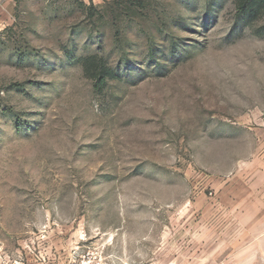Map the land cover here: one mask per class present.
<instances>
[{"label": "rangeland", "instance_id": "1", "mask_svg": "<svg viewBox=\"0 0 264 264\" xmlns=\"http://www.w3.org/2000/svg\"><path fill=\"white\" fill-rule=\"evenodd\" d=\"M144 1L141 18L123 13L135 0H109L89 20L83 0H13L0 264L92 250L106 264H211L202 236L224 223L223 183L264 164V0L254 16L246 0ZM90 55L118 76L100 92L75 61Z\"/></svg>", "mask_w": 264, "mask_h": 264}, {"label": "crops", "instance_id": "2", "mask_svg": "<svg viewBox=\"0 0 264 264\" xmlns=\"http://www.w3.org/2000/svg\"><path fill=\"white\" fill-rule=\"evenodd\" d=\"M83 1L98 7L109 0ZM12 3L0 0V26L9 22ZM256 166L253 164L250 170L255 176L241 183L235 178L223 183L219 210L224 223L208 231L216 233V240L202 236L200 260H211V264H264V164L262 168Z\"/></svg>", "mask_w": 264, "mask_h": 264}, {"label": "trees", "instance_id": "3", "mask_svg": "<svg viewBox=\"0 0 264 264\" xmlns=\"http://www.w3.org/2000/svg\"><path fill=\"white\" fill-rule=\"evenodd\" d=\"M129 2L131 0H128ZM144 0H135V6L133 7H127L125 8V15L128 17H140L142 16V12L145 9ZM107 3V2H105ZM133 4V3H132ZM263 0H246L245 2H240V10L245 13V15L254 16L262 7ZM87 13V18L89 20H94L95 16H98V18L103 19L104 15L102 16L100 9H98L97 6H94L93 4H88V6H84L82 3L79 4ZM247 5V6H246ZM110 6V3H109ZM112 7H109L107 9H111ZM104 10H107L103 8ZM110 13L114 14L115 11L109 10ZM118 36V35H116ZM76 64H78L82 70L84 76L93 82L95 90L100 92L107 82L115 80L116 74L113 72V70L108 66L107 60L99 57L98 55H90V56H79L75 59ZM48 63L47 60H42V63Z\"/></svg>", "mask_w": 264, "mask_h": 264}, {"label": "built area", "instance_id": "4", "mask_svg": "<svg viewBox=\"0 0 264 264\" xmlns=\"http://www.w3.org/2000/svg\"><path fill=\"white\" fill-rule=\"evenodd\" d=\"M72 264H106L102 258V254L98 251H87L83 253L78 260H74Z\"/></svg>", "mask_w": 264, "mask_h": 264}]
</instances>
